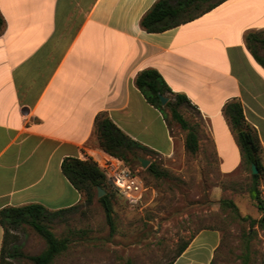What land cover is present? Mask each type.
Wrapping results in <instances>:
<instances>
[{
  "label": "crops",
  "instance_id": "crops-1",
  "mask_svg": "<svg viewBox=\"0 0 264 264\" xmlns=\"http://www.w3.org/2000/svg\"><path fill=\"white\" fill-rule=\"evenodd\" d=\"M155 1L0 0V208L40 203L59 210L84 202L62 162L106 153L94 134L102 112L146 148L139 151H185V139L135 83L145 68L157 69L173 95L187 96L206 122L199 150L209 139L226 175L248 172L225 113L240 101L264 166L263 46L256 43L254 54L247 41L250 32L264 37V0H228L149 32L141 19ZM213 195L220 199L219 187ZM221 240L219 228H201L172 264H211ZM3 243L0 223V252Z\"/></svg>",
  "mask_w": 264,
  "mask_h": 264
},
{
  "label": "rangeland",
  "instance_id": "rangeland-1",
  "mask_svg": "<svg viewBox=\"0 0 264 264\" xmlns=\"http://www.w3.org/2000/svg\"><path fill=\"white\" fill-rule=\"evenodd\" d=\"M259 53L264 57V46ZM181 111L197 129L205 131L206 122L195 108L185 104ZM172 127L179 137L186 138L187 131L178 123L172 122ZM139 157L150 159V164L143 167ZM139 157L127 165L141 178L145 189L135 202L112 191L115 230L111 229L98 196L91 205L81 202L75 210L52 219L55 234L69 239L68 249L53 264H167L183 243L207 226L222 232L213 264H241L249 221L239 219L231 208H222L219 201L232 199L241 216L260 218L262 212L250 193L251 173L219 172L209 139L194 154L181 150L163 157L142 150ZM151 164L162 172L160 176L150 170ZM216 187L221 190L219 200L213 195ZM261 189L263 193L262 186ZM16 234L27 254L40 253L46 247L45 240L30 226ZM250 252L251 264H264V229L256 227ZM14 262L33 264L26 258H16Z\"/></svg>",
  "mask_w": 264,
  "mask_h": 264
},
{
  "label": "trees",
  "instance_id": "trees-1",
  "mask_svg": "<svg viewBox=\"0 0 264 264\" xmlns=\"http://www.w3.org/2000/svg\"><path fill=\"white\" fill-rule=\"evenodd\" d=\"M228 0H157L141 19L142 27L149 32H162L164 30L190 22L201 15L208 13ZM4 25V18L0 12V28ZM247 41L256 53L255 45L264 46V37L258 32H250ZM254 43V44H253ZM135 83L142 91L146 100L161 110L169 124L176 122L187 131L185 138L186 150L196 153L199 150L198 129L182 113L181 106L191 105L185 94H172V90L164 80L162 74L155 68H145L137 76ZM160 94L168 95L170 100L163 104ZM225 113L230 119L233 128L237 131V141L241 148L244 164L251 172L252 164L258 168V173L251 174L252 185L250 193L258 209L262 212L260 218L241 216L237 204L229 198L220 199L222 208H231L235 215L245 221H249V230L244 232V248L240 255L241 264H251L250 242L256 227L264 229V195L261 189V178L264 176V166L261 162V144L258 133L244 117L243 106L240 101L234 100L225 107ZM94 134L99 146L109 154L122 158L126 164H132L138 160L139 149H146L142 144L133 140L124 133L116 123L104 112L99 113L95 119ZM63 173L84 196V204L91 205L96 200L98 187L103 188L106 193L98 197L103 205L107 221L112 230H115L114 208L112 202V191L114 189L107 181L105 173L92 157L81 159L79 157H67L62 162ZM150 170L156 176L162 172L150 165ZM79 204L70 208L51 210L43 204L32 203L23 206H6L0 208V223L4 227V243L0 252V264H15L14 259L26 258L33 264H53L57 256L61 255L69 247V239L59 237L51 228L54 217L63 215L68 211L75 210ZM25 226L32 227L46 242V247L37 254H27L21 249L19 236L16 234ZM203 228H216L207 226ZM196 234V233H195ZM195 234L183 243L178 249L174 260L186 249ZM217 252V251H216ZM214 263V260L211 264ZM127 264H133L128 261Z\"/></svg>",
  "mask_w": 264,
  "mask_h": 264
},
{
  "label": "built area",
  "instance_id": "built-area-1",
  "mask_svg": "<svg viewBox=\"0 0 264 264\" xmlns=\"http://www.w3.org/2000/svg\"><path fill=\"white\" fill-rule=\"evenodd\" d=\"M95 161H97L105 173L108 183L114 189L132 202L138 201L142 197L145 189L143 181L137 174L132 172L122 158L106 152L98 155Z\"/></svg>",
  "mask_w": 264,
  "mask_h": 264
},
{
  "label": "water",
  "instance_id": "water-1",
  "mask_svg": "<svg viewBox=\"0 0 264 264\" xmlns=\"http://www.w3.org/2000/svg\"><path fill=\"white\" fill-rule=\"evenodd\" d=\"M160 99H161L163 104H166L169 101V97L167 95H164V94H160ZM139 160H140L141 165L143 167H147L150 164V159H148V158L139 157ZM258 171L259 170H258L257 166L255 164H252L251 173L256 174V173H258ZM105 193H106V191L103 188L98 187V194H97L98 197H102Z\"/></svg>",
  "mask_w": 264,
  "mask_h": 264
}]
</instances>
